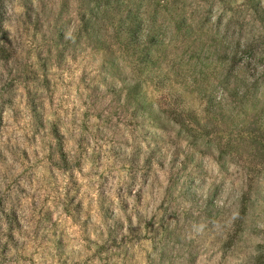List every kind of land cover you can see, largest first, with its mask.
<instances>
[{"label":"clouds","instance_id":"1","mask_svg":"<svg viewBox=\"0 0 264 264\" xmlns=\"http://www.w3.org/2000/svg\"><path fill=\"white\" fill-rule=\"evenodd\" d=\"M0 264H264V0H0Z\"/></svg>","mask_w":264,"mask_h":264}]
</instances>
